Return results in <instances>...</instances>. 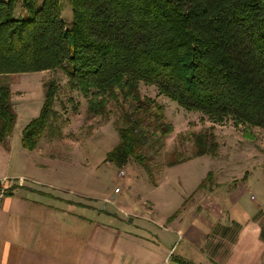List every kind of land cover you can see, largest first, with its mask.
Here are the masks:
<instances>
[{
  "label": "trees",
  "instance_id": "16d2710c",
  "mask_svg": "<svg viewBox=\"0 0 264 264\" xmlns=\"http://www.w3.org/2000/svg\"><path fill=\"white\" fill-rule=\"evenodd\" d=\"M54 69L84 95L90 115L118 106L119 142L106 153L117 166L134 159L150 172L145 149L172 130L141 82L255 139L251 128L264 129V0H0V76ZM57 88L45 84L40 112L22 130L24 148H35L50 125ZM10 95L8 83L0 84V142L15 122ZM193 145L190 158L218 154L211 128L195 134ZM180 156L167 165L183 162ZM211 177L208 171L197 188Z\"/></svg>",
  "mask_w": 264,
  "mask_h": 264
},
{
  "label": "crops",
  "instance_id": "0c3cea01",
  "mask_svg": "<svg viewBox=\"0 0 264 264\" xmlns=\"http://www.w3.org/2000/svg\"><path fill=\"white\" fill-rule=\"evenodd\" d=\"M26 124L13 136L15 119L0 142V187L11 189L0 194V264H264L257 202L240 195L229 214L187 223L184 212L161 216L153 197L152 209L124 216L111 210L113 190L102 203L83 180L69 183V148H24Z\"/></svg>",
  "mask_w": 264,
  "mask_h": 264
},
{
  "label": "rangeland",
  "instance_id": "374dc122",
  "mask_svg": "<svg viewBox=\"0 0 264 264\" xmlns=\"http://www.w3.org/2000/svg\"><path fill=\"white\" fill-rule=\"evenodd\" d=\"M61 17L65 24L72 19L67 1L63 2ZM51 80L58 86L53 104L55 113L38 141L39 146H50L54 150L69 148V161L63 167L69 174V183L83 180L84 185L98 190L96 196L102 203L109 191L120 187L113 197L116 206L111 210L124 216L136 215L142 207L152 209L154 197L161 216L179 210L177 215L184 212L182 221L188 223L194 214L205 216L208 211L229 214L240 195H245L243 202H257L264 210V129L251 128L255 139H248L230 120L214 124L202 111L186 110L160 94L156 85L141 82V94L162 106L172 130L145 149L150 172L134 159L117 166L106 161V153L119 142L115 124L118 106L110 103L108 115H90L86 98L67 86L68 78L61 69L0 76V84L8 83L11 91L10 103L16 115L13 136L21 125L38 116L45 84ZM208 128L218 142L217 156L190 158L194 135ZM175 152L180 153L183 162L168 166L167 159ZM82 159L85 164L80 163ZM121 170L124 174L119 176ZM208 171L212 172V177L205 180L204 187L197 188ZM153 190L155 193H151ZM259 222L264 227V215Z\"/></svg>",
  "mask_w": 264,
  "mask_h": 264
},
{
  "label": "built area",
  "instance_id": "2783aa9c",
  "mask_svg": "<svg viewBox=\"0 0 264 264\" xmlns=\"http://www.w3.org/2000/svg\"><path fill=\"white\" fill-rule=\"evenodd\" d=\"M124 174V172L121 170L120 172H119V176H122ZM3 191H4V188L1 186L0 187V194H2L3 193ZM120 191V187H115L114 189H113V192L114 193H118Z\"/></svg>",
  "mask_w": 264,
  "mask_h": 264
}]
</instances>
